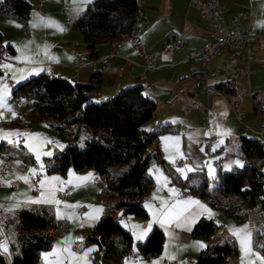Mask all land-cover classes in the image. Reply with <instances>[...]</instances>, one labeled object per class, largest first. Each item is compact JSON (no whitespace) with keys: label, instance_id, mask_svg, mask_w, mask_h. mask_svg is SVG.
<instances>
[{"label":"crops","instance_id":"1","mask_svg":"<svg viewBox=\"0 0 264 264\" xmlns=\"http://www.w3.org/2000/svg\"><path fill=\"white\" fill-rule=\"evenodd\" d=\"M27 1L33 5V8L25 25L0 15V32L3 36L1 44L12 47V51L10 50L6 55L0 69L2 76L0 90L5 85L3 82L5 78L13 81L12 87L5 85L7 93L0 109L6 108L8 111L9 109L12 111L11 108L15 109L13 115L18 116H13L12 119L19 118L20 121L25 119L24 114L29 108V103L23 98H14L11 90L27 78L51 70L53 76L86 83L94 71H99L102 78L100 90L104 89L108 97L127 87L140 85L142 92L156 102L152 118L147 125L152 130L160 124H171L176 129L174 133H165L160 136V155L170 166L178 159H189L190 163L186 166H172L181 179L184 180L196 166H204V170L208 163L212 166V161L219 156L223 158V161L219 169L214 168L215 172L216 170L230 172L245 163L240 151L239 137L245 135L259 138L260 113L264 109V0H220V15L225 28L237 12L251 10L254 29L251 37L252 52L249 57H245L241 53L224 48L212 60L206 73L201 72V63L197 57L188 59L186 57L191 50L199 52L213 40L215 34L204 29L197 11L188 7V0H183L177 15L174 14L175 0H168L165 10L162 9L160 0H145L141 8L145 19L139 22V37L143 50H136L130 39H123L116 43H101L97 46L98 56L94 59L90 58L82 34L76 28L79 15L92 0H49L45 6L35 5L34 0ZM2 2L3 0H0V4ZM245 25L246 22H243L241 28ZM166 38H181L186 42V48L180 52H166L163 49ZM108 54L113 55L111 63L103 67L102 58ZM147 56L151 57L154 68L146 69ZM78 61L82 63L80 66L77 65ZM17 63L22 65L19 66ZM46 63L51 67H45ZM5 65L9 67L5 68ZM244 70L248 72L247 77L238 74L239 71ZM142 71H144L143 76L140 75ZM202 78L206 81L205 85L202 84ZM223 80H232L237 91L245 92L241 100L244 117L240 121L236 119L232 130H229L226 125L227 117L232 114L228 97L212 92L209 88L210 84ZM0 95H3L2 91ZM254 99L257 100L256 103ZM201 112H204L203 125H201L203 120ZM35 124L44 131L48 130V125L45 123ZM14 126L17 125L12 127ZM5 137L6 131L0 129V143L5 142ZM211 138L215 140L209 143ZM18 141H22L21 146L26 144L25 148L29 149L27 139L21 138ZM208 152L212 156L205 159ZM202 160L203 163L199 165L198 163ZM236 161L240 163L237 164ZM3 164L4 160L0 157V167ZM31 168H33L32 164L7 156V166L4 172L0 173V245L7 242L9 235H14L16 216L20 209H35L41 205L52 207L55 217L57 218L59 213L62 219H65L73 208L76 207V210L83 208L81 214L77 210V215L81 217V221L77 220L78 233H83V239L90 235L86 233L89 229L92 230L98 220L90 217L97 215L100 217L103 212L97 213L96 209L104 208L102 204L103 207L96 205V209L90 210V206L86 208V205H90L91 200L98 196L101 187L95 172L92 169L75 172L73 169L69 171L68 168L65 175H43L38 180V191L35 193L29 180L26 183L18 179L20 176L31 174L28 171ZM178 168L184 169V172L181 173ZM149 172L154 178L155 185L142 202L147 211L146 220L129 215L125 216V223H120L131 232L134 241L137 240L133 230L125 225H139L142 229L146 228L153 219V213L160 216L161 213L170 210L172 205H176L174 212L182 211L185 206L180 204L181 201L189 199L199 201L200 205L211 212V208L200 198L190 193L187 196L179 195L182 185L168 177L161 164L152 166ZM52 177H58L59 180H52ZM45 178L48 182L44 188H41L39 182ZM67 187H73L71 198L56 199V191ZM41 199H54L60 203L32 202ZM146 205H151V208ZM192 210L203 211L195 206L190 208L189 212ZM184 215H188V212ZM201 217H209L208 212H203L196 222ZM210 218L220 222L225 229V219L222 216L216 214ZM154 225L161 228L165 237L161 251L150 259H140L130 255L125 260L127 264H153L154 261H158L159 264H195L203 249L198 247L196 242H202L206 246L214 243L211 241L214 234L209 238H195L191 234L192 230L187 231L183 226L176 227L175 223L170 227H161L158 223ZM194 225L191 226L192 229ZM232 237L226 236V239L237 240L234 236ZM60 238L54 239L51 250L55 251H50V256L47 258L49 261L57 259L61 256V252L68 249L70 252H67L64 264H70L74 248L69 249L67 240ZM253 252L255 251L252 248L250 257L253 260L252 264H260ZM5 253L8 255L9 250L7 249ZM40 256L43 262L45 253L42 251ZM59 259L57 264H62L61 258ZM238 262L242 264L241 255Z\"/></svg>","mask_w":264,"mask_h":264},{"label":"trees","instance_id":"2","mask_svg":"<svg viewBox=\"0 0 264 264\" xmlns=\"http://www.w3.org/2000/svg\"><path fill=\"white\" fill-rule=\"evenodd\" d=\"M32 8L27 0H3L0 15L25 25ZM136 13L135 0L90 1L76 23L90 58L98 56L99 44L125 39L136 20ZM2 39L0 32V44ZM172 40L166 38L165 43ZM6 48L8 53L12 51L11 46ZM101 86L99 71H94L86 83L49 77L48 73L31 76L11 90L14 98L32 102L24 114L25 119L15 118L3 123L12 127L26 125L27 119L47 122L49 133L64 143L61 151L45 158L47 173L65 175L68 168L75 172L89 169L95 172L101 183L98 196L104 209L92 227V234L84 239L85 244L96 245L93 264H125L130 255L150 259L161 251L165 237L158 225L153 226L144 240L134 241L131 232L118 222L119 218L129 215L146 220L147 211L142 202L155 185L149 169L156 164H161L165 174L190 194L210 208H221L227 216L239 221L251 219L254 213L245 210L256 206L261 209L260 214H264V149L261 139L239 137L242 157L249 160L251 166L245 163L242 168L230 172L216 170L215 177L211 178L204 166H196L183 180L160 155V136L174 133L176 129L171 124H160L154 130L147 125L156 102L142 92L140 85L96 101ZM209 88L225 96L238 92L232 80L212 83ZM81 130L89 134L83 148L76 143ZM7 147L8 143H0V151L8 157L19 158L27 164L36 161L32 154L19 150L23 146ZM16 219L14 236L18 252L13 256L12 264H42V251L50 249L54 239L64 236L68 230L67 220L56 218L48 205L20 209ZM222 228L223 225L213 218L201 217L191 234L195 238H209ZM258 234L257 230L252 232V248L264 253V241L258 238ZM238 253L236 241L228 238L208 244L200 251L195 264H239ZM0 264H6L2 255Z\"/></svg>","mask_w":264,"mask_h":264},{"label":"built area","instance_id":"3","mask_svg":"<svg viewBox=\"0 0 264 264\" xmlns=\"http://www.w3.org/2000/svg\"><path fill=\"white\" fill-rule=\"evenodd\" d=\"M49 0H34L35 5L37 6H45L46 3ZM145 0H135L136 6H137V13H136V20L132 26V29L128 36L125 39H130L134 43V48L138 51L143 50V44L139 37V22L143 19H145V15L142 12L141 8L144 5ZM188 7L191 9H194L197 11L202 25L205 30L212 32L215 34L213 40L209 43H207L199 52H195L194 50H191L189 52V55L186 57V59L190 57H197L201 63L202 73H205L208 68L211 65L212 60L218 56L222 49L228 48L232 51H235L237 53H241L245 57H249L252 52L251 48V37L254 34V29L252 25V13L251 10L246 11H239L237 12L228 22L227 27H224L221 15H220V0H188ZM243 22H246V25L244 28H241V25ZM186 48V42L179 38L174 39L168 43H165L163 46L164 51L166 52H172V51H183ZM8 54V50L5 46L0 44V69L3 64V62L6 59V55ZM112 54L105 55L102 58L103 67H107L111 63ZM82 63L81 61L77 62V65L80 66ZM17 65H22V63H17ZM45 67L49 68L51 67L50 64L46 63L44 64ZM147 68H154L152 65V59L151 57L147 56V65L145 66ZM49 77H53V72L49 70L48 72ZM238 74L243 77L248 76V72L246 70L239 71ZM141 76L144 75V71L140 74ZM5 85L12 87L13 81L9 78H5L4 81ZM244 91H238L236 93H233L228 97L229 107L232 113L234 114L235 118L237 120H242L244 117V114L241 110V100L244 96ZM32 105V102L29 103V106ZM13 112L12 111H2L0 123L3 124L13 118ZM259 136L264 140V109L261 110L260 113V122H259V129H258ZM215 139L211 138L209 139V143L213 142ZM22 145V141H17L12 143L13 148H19ZM212 156L211 153H207L205 155V159L210 158ZM0 157L4 160V164L0 167V173H3L6 166H7V156L4 152L0 151ZM223 158L217 157L212 161V166L215 169H219L221 167ZM190 163L189 159L183 158L178 159L176 161L177 166H186ZM203 163V160L198 163L201 165ZM245 163L248 166H251V162L249 160H245ZM32 167L37 169V175L33 176L32 174H29V181L31 185L34 187V192L37 193L38 191V179H40L44 173L43 171H40V165L37 161H34L32 163ZM100 182V180H98ZM73 187H67L64 189H59L56 191L55 197L56 199L63 200V199H70L71 198V190ZM189 192L186 190L184 186L180 189L181 196H187ZM83 212V208L78 209V213L81 214ZM184 264V263H182Z\"/></svg>","mask_w":264,"mask_h":264},{"label":"rangeland","instance_id":"4","mask_svg":"<svg viewBox=\"0 0 264 264\" xmlns=\"http://www.w3.org/2000/svg\"><path fill=\"white\" fill-rule=\"evenodd\" d=\"M160 1H161L162 9L165 10L167 8V5H168L167 4L168 0H160ZM182 5H183V0H175L174 1V14L175 15H177V11L179 8H181ZM1 77L2 76L0 75V78ZM205 83H206L205 79L202 78V84L205 85ZM107 98H109V97H108L106 91L104 89H102L99 91V94L95 100L96 101H102V100H105ZM11 110L13 113H15V109L13 110L11 108ZM2 111H6V108L0 109V116H1ZM201 113L203 115V120L201 121V125H203L205 123L204 112H201ZM14 116L16 117L18 115H14ZM27 121H28V123L26 125H22L21 127H18V126L9 127L7 125H3L0 123V129H4L6 131V137L7 138L5 139V142L8 143L7 149L13 148L12 143L17 142L19 139H21V138L27 139L28 140V147L31 146L32 150H30V147H29V149L25 148L26 144L23 146V148L20 147L19 150H25L27 153L32 154L34 160H36V161H37L36 155L39 154L40 155V161L39 162L37 161V162L39 163V165L43 164V173L45 176H49V175H53V174L61 175V174L56 173V172L47 173V171H46L47 165H45L44 160H45V158L51 157L53 154H55V152L61 151L64 147V143L62 141H60L58 138H56L55 136L49 134L48 130L44 131V130L40 129L35 124L37 122H41V123H45L47 125V123L44 120L39 121V120H34V119H27ZM235 123H236V118H235L234 114L232 113L230 116L227 117V121H226L227 128L229 130L230 129L232 130L235 126ZM88 137H89V134L85 130H81L79 132V134L77 135V139H76V143L78 144L79 148H83L85 146V141L87 140ZM259 139H261V141L264 144V140L260 136H259ZM46 152H51L52 154L50 156L44 155V153H46ZM9 160H10V158H9ZM244 164L245 163H242L239 166V168H242L244 166ZM171 165L173 167H176L175 163L174 164L171 163ZM210 169L212 170L211 175H210ZM69 171H72V168H69ZM205 171H206L208 177H210V178L214 177L215 169H214V167H212L210 165V163H208L206 165ZM211 182H210V184H211V186H213V184ZM101 204H102V200L99 198V196H97V197H95L94 200H91L90 205H86L87 206L86 208H89V206H90V210L96 209V205L102 206ZM102 209H104V208H102ZM77 210L75 207L72 210L73 212L72 211L68 212V215L65 218L68 222V230L65 233V235L62 236L60 239H66L67 240V242L69 243V249L74 248V254L71 255L70 264H93V250H94V247L96 245L95 244H85L84 239H83L84 238L83 233H78L79 226H78L77 220L79 219V221H81V217L79 215H77ZM249 210L251 213H254V217L251 219L248 218L250 221L248 219H246L244 221H239L238 219H236L233 216H227L223 212V210L217 206L215 208H211V214H212L211 217H214L216 214L217 215L219 214L220 216L223 217V219H225V224H226L225 229L223 228V229H220L219 231H217L212 236L211 241H213L214 243L215 242H222L226 239V236H231V237L234 236L232 233L233 229H240V228H243L245 225H248V231H250L251 233L254 232L255 230L259 231L258 238L260 237L264 241V214H260L261 209L259 208V206L247 209L245 211H249ZM207 218H210V217H207ZM124 220H125V217H121L118 219V222L123 224V223H125ZM87 234H92L91 229H89V231L86 233V235ZM234 237L237 238V236H234ZM237 240H235V241H236L238 248H239L238 261H239V255H241V257L243 258V264H252L253 260H252V258H250L252 254L245 255V253L242 252V250H241L240 240L238 238H237ZM6 241L7 242L4 245H6L7 249L9 250V254H8L9 257H8V255H6L5 251L3 250V247H0V255H2L4 257L6 264H12L13 256L15 253L18 252V246L15 244V236L14 235L12 236V234L8 236V239ZM251 243H252V236H251ZM12 245H14V247ZM89 249H92V251H88ZM50 251L54 252L55 250L54 249L51 250V248H50L46 251H43V253H45V255H46L45 260L43 262H46V263L48 262L49 264H57V263H59V260H60L59 258H61V262H62V264H64L66 261V254H67V252L68 253L70 252L69 250L61 252L60 257H58L57 259L55 258V259H52L49 261L47 257L50 256L49 255ZM253 253L256 255V257H260V258L264 259V253H259V252H253ZM259 261H260L259 263L261 264V259H259Z\"/></svg>","mask_w":264,"mask_h":264},{"label":"snow or ice","instance_id":"5","mask_svg":"<svg viewBox=\"0 0 264 264\" xmlns=\"http://www.w3.org/2000/svg\"><path fill=\"white\" fill-rule=\"evenodd\" d=\"M4 67L8 68L9 66L5 65ZM0 91H2V93H3V95H0V105H2L4 98L6 96V93H7V86H4L3 89ZM4 106H6V105H4ZM9 111H10V109H9ZM5 138H7V137H5ZM29 147H30V150H32L31 146H29ZM51 154H52L51 152L44 153V155H48V156H50ZM36 159L38 162L40 161V155L39 154L36 155ZM236 163L239 164L240 162L236 161ZM28 171L33 176H36L38 174L36 168L28 169ZM40 171L41 172L43 171V164L40 165ZM178 171L183 173L184 169H178ZM188 171H191V169H188ZM211 171L212 170L210 169V175H211ZM90 176H91V174H90ZM18 179H21L27 183L29 180V177L27 175H23V176L18 177ZM51 179L57 180V181L59 180L58 177H52ZM84 179H87V178H84ZM47 182H48L47 178L40 180V182H39L40 187L44 188V186ZM172 191L175 194V190L173 189ZM41 195L43 196L44 193L42 192ZM52 195L54 197V193H52ZM32 202H34V203H53L54 202L56 204L60 203V201L54 200V199H52V200L41 199V200H36V201H32ZM180 204L185 206V207H183L182 211H180V212H174L176 205H172V208L170 210L161 213L160 216H157L156 213H153V219L148 223L146 228L142 229L139 225H125V226L129 227L130 230H133V235L137 241H141L148 236L149 232L152 231V227L154 224L158 223L161 227H165V226L170 227L173 223H175L176 227L183 226V227H185V229L187 231H191L192 230L191 226L193 224H195L196 220L199 218L200 215L203 214V212H208L209 217H211V215H212L208 209L204 208L203 205H200L199 201L189 199L186 201H181ZM193 206H195L198 209H202L203 211L192 210L189 212V209L192 208ZM146 207L151 208V205H146ZM102 211H103V209H96L97 213L102 212ZM185 212H188V215H184ZM57 218L62 219L63 217L60 216L58 213ZM90 218L91 219H99V216L97 215V216L90 217ZM232 233L234 236H237V238L240 240L242 252H244L245 255L252 254V247H251L252 233L250 231H248V225H245L243 228H240V229H233ZM196 244L200 248L206 247V245H204L202 242H196ZM0 247H3V250L5 252L7 251L6 245H0ZM65 251H68V249H65ZM88 251H92V249H89ZM172 258H174V257H172ZM257 259H261V264H264V259H262L260 257H257ZM125 264H127V261L125 262ZM153 264H159V262L154 261ZM242 264H243V258H242Z\"/></svg>","mask_w":264,"mask_h":264}]
</instances>
